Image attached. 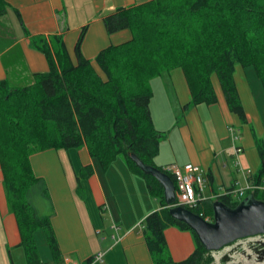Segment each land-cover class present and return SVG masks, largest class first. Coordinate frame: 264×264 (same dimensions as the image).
Returning a JSON list of instances; mask_svg holds the SVG:
<instances>
[{"label":"trees","instance_id":"obj_1","mask_svg":"<svg viewBox=\"0 0 264 264\" xmlns=\"http://www.w3.org/2000/svg\"><path fill=\"white\" fill-rule=\"evenodd\" d=\"M9 9L8 1L0 0V18ZM103 20L110 34L129 29L131 39L102 49L93 63L82 49L87 27L75 45L76 62L61 35L34 36L32 45L45 54L49 69L34 72L32 81L24 85L0 80V168L8 207L20 232L18 246L27 264H44L36 240V231L43 229L54 260L61 261L51 221L55 208L47 182L33 170L31 156L47 149L86 145L104 171L118 158L124 159L132 173L145 178L158 200L161 208L143 222L154 264H212L214 257L197 234L170 214L161 183L142 171L129 153L155 165L164 132L153 122L151 80L177 67L183 69L192 94L184 110L218 101L212 82L215 74L229 109L248 122L234 72L237 64L253 68L264 89V0H148L118 7ZM256 144L262 166L253 179L260 183L264 143L256 139ZM93 172L91 164L79 171L81 195V180ZM217 200L232 207L240 202L229 195ZM206 202L191 210L213 217L214 201ZM171 225L194 237V252L180 261L172 258L165 237ZM10 260L16 264L11 251Z\"/></svg>","mask_w":264,"mask_h":264},{"label":"crops","instance_id":"obj_2","mask_svg":"<svg viewBox=\"0 0 264 264\" xmlns=\"http://www.w3.org/2000/svg\"><path fill=\"white\" fill-rule=\"evenodd\" d=\"M7 1L9 12L0 21L6 19L11 29L8 36L0 35V80L24 85L32 81L34 72L49 69L45 54L32 45V37L61 35L76 62L75 45L82 29L87 27L82 49L95 63L102 49L132 37L129 29L110 34L104 17L118 7L148 0ZM234 77L248 118L246 123L229 109L215 74L212 82L218 101L191 105L186 110L183 107L192 100V94L182 68H174L151 80L154 94L150 110L156 129L164 132L154 163L162 168L170 164L183 167L190 162L202 166L207 204L216 201L237 181L255 182L253 177L262 166L256 139L264 143V89L262 84L259 86L261 82L253 68L236 65ZM31 163L35 174L47 182L55 208L51 221L61 261L52 257L54 264H88L90 258L89 264H154L143 222L161 206L149 192L145 178L132 173L124 159L118 158L104 171L84 145L39 151L32 155ZM89 164L94 172L81 180L84 189L81 195L77 175ZM165 237L176 261L187 258L196 248L192 233L175 225L165 229ZM20 240L0 168V264H12L10 251L16 261L27 264L24 251L18 246ZM36 240L38 244L37 236ZM100 251L104 254L103 260H95Z\"/></svg>","mask_w":264,"mask_h":264},{"label":"water","instance_id":"obj_3","mask_svg":"<svg viewBox=\"0 0 264 264\" xmlns=\"http://www.w3.org/2000/svg\"><path fill=\"white\" fill-rule=\"evenodd\" d=\"M129 156L142 171L161 183L170 214L186 223L197 234L205 249L220 250L239 239L264 234V199L251 193L235 207L216 200L213 203V220L209 221L183 205L172 206L176 198V183L169 173L145 163L134 153H129Z\"/></svg>","mask_w":264,"mask_h":264},{"label":"built area","instance_id":"obj_4","mask_svg":"<svg viewBox=\"0 0 264 264\" xmlns=\"http://www.w3.org/2000/svg\"><path fill=\"white\" fill-rule=\"evenodd\" d=\"M237 150L240 151L242 149L238 148ZM164 169L170 172L176 180V198L172 206L183 205L189 209H199L208 200L204 195L206 176L202 166L190 162L183 167L177 164H170ZM259 192L264 193V182L256 183L247 180L244 184L239 181L235 182L234 186L227 189L223 195L241 198L248 193ZM199 214L206 220L212 221V216L206 215L204 211ZM103 255V252L100 251L95 255L94 259L102 261Z\"/></svg>","mask_w":264,"mask_h":264},{"label":"rangeland","instance_id":"obj_5","mask_svg":"<svg viewBox=\"0 0 264 264\" xmlns=\"http://www.w3.org/2000/svg\"><path fill=\"white\" fill-rule=\"evenodd\" d=\"M4 21L6 23H4ZM7 23L8 22L6 19L0 21V35L8 36V34L10 33L11 28L10 26L9 28L7 27L9 25ZM3 29L5 30L3 31ZM12 35L13 33L11 31V37ZM237 65L242 66L241 64H237ZM260 85L261 83L259 84V86ZM257 86L258 85H256V88ZM257 194H258V198H261L263 197L264 193L259 192ZM245 196L241 198L236 197L235 200L240 201L242 198L244 199ZM36 236L38 239V249L41 258L43 260H46V262L49 261L50 264H54L53 261L54 258L52 259L53 256H51L53 255L52 250L46 240V234L44 230L43 229L38 230ZM211 254L214 257V261L212 264H264V234L239 239L220 250L211 251ZM16 264H25V262L16 261Z\"/></svg>","mask_w":264,"mask_h":264}]
</instances>
